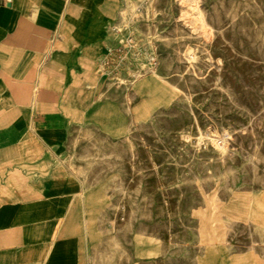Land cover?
<instances>
[{
    "label": "rangeland",
    "instance_id": "rangeland-1",
    "mask_svg": "<svg viewBox=\"0 0 264 264\" xmlns=\"http://www.w3.org/2000/svg\"><path fill=\"white\" fill-rule=\"evenodd\" d=\"M116 5L97 130L38 155L97 188V236L116 258L132 239L150 264H216L222 247L217 264H259L237 254H264V0Z\"/></svg>",
    "mask_w": 264,
    "mask_h": 264
},
{
    "label": "crops",
    "instance_id": "crops-1",
    "mask_svg": "<svg viewBox=\"0 0 264 264\" xmlns=\"http://www.w3.org/2000/svg\"><path fill=\"white\" fill-rule=\"evenodd\" d=\"M119 1L0 0V264H150L132 239L121 259L103 248L97 188L38 155L68 149L74 128L97 130V68L109 50L102 25ZM216 253V264L229 257L227 247ZM237 255L264 264V254Z\"/></svg>",
    "mask_w": 264,
    "mask_h": 264
}]
</instances>
